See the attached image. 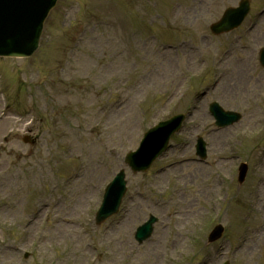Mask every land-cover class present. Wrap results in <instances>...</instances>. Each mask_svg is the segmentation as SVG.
I'll return each mask as SVG.
<instances>
[{"label": "rangeland", "instance_id": "obj_1", "mask_svg": "<svg viewBox=\"0 0 264 264\" xmlns=\"http://www.w3.org/2000/svg\"><path fill=\"white\" fill-rule=\"evenodd\" d=\"M238 1L58 0L38 50L0 58V264H151L156 244V264H264V240L244 252L264 233V0H251L233 32L209 31ZM213 101L240 122L214 129ZM176 113L187 120L170 148L145 174L126 169L117 215L95 226L124 155ZM198 136L207 163L172 166L195 156ZM242 161L249 170L238 187ZM180 206L190 208L176 224ZM149 215L158 222L137 244ZM217 223L224 235L206 245Z\"/></svg>", "mask_w": 264, "mask_h": 264}, {"label": "water", "instance_id": "obj_2", "mask_svg": "<svg viewBox=\"0 0 264 264\" xmlns=\"http://www.w3.org/2000/svg\"><path fill=\"white\" fill-rule=\"evenodd\" d=\"M56 0H0V56H29L36 49L42 22ZM248 10V3L241 4L237 9H228L222 20L212 26L214 33H220L237 26ZM261 63L264 65V49L261 51ZM214 112L218 117L216 124L233 122V114L222 113L216 106ZM219 115V116H218ZM183 120L178 115L157 125L149 134L141 148L126 157L125 162L133 171H144L152 160L165 149L166 142L172 132L177 130ZM124 174L121 171L109 186L102 206L97 214V221L108 217L117 209L124 192ZM153 219L141 227L136 238L141 241L151 231ZM221 227H217L210 240L220 236Z\"/></svg>", "mask_w": 264, "mask_h": 264}, {"label": "bare ground", "instance_id": "obj_3", "mask_svg": "<svg viewBox=\"0 0 264 264\" xmlns=\"http://www.w3.org/2000/svg\"><path fill=\"white\" fill-rule=\"evenodd\" d=\"M209 188L213 190L215 188V186L214 187L211 186ZM187 208H190V207L189 206L188 207H182V206L179 207L180 213H177L175 215L176 224H179V222H180V218H181V214H182L181 212H185ZM42 211L43 210H40L39 212L41 213ZM194 214H196V216H199L198 212H195ZM55 220L57 221L55 223V226L58 229V231H60L59 229H62V228H69V226H68L69 224H68V222L66 220H63V219H55ZM177 231H179V229ZM60 236H61L60 238H62V239L65 238V235H60ZM74 238H76V235L74 236ZM50 239H54L53 234H50ZM263 239H264V233L262 235L261 231H259V230L254 232L252 237L246 241L245 251L244 252H247V253L250 254V256H252L253 252H250L251 249H252V246H254V248L257 247L260 243H262ZM74 240H76V239H74ZM182 246H184V245L180 243L179 244V248H182ZM152 247H153L152 248L153 249V253L152 254H154V255H153V259H152V263L151 264H156L154 256L156 255V253H157V251L159 249H158V245L157 244H156V246H152ZM183 250H184V248H183ZM148 254L151 255V253H148ZM83 255H87L85 250H83Z\"/></svg>", "mask_w": 264, "mask_h": 264}]
</instances>
